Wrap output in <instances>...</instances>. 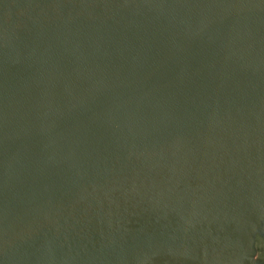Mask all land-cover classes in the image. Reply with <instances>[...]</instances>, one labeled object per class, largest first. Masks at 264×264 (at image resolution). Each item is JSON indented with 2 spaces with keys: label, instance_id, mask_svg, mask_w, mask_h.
<instances>
[{
  "label": "water",
  "instance_id": "obj_1",
  "mask_svg": "<svg viewBox=\"0 0 264 264\" xmlns=\"http://www.w3.org/2000/svg\"><path fill=\"white\" fill-rule=\"evenodd\" d=\"M0 264H264V0H0Z\"/></svg>",
  "mask_w": 264,
  "mask_h": 264
}]
</instances>
